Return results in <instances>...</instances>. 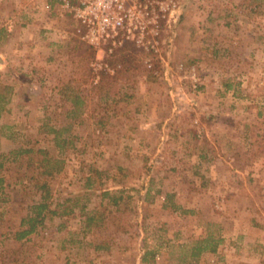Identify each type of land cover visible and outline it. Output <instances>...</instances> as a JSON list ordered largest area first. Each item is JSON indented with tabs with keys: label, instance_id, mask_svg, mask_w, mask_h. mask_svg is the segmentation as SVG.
<instances>
[{
	"label": "rangeland",
	"instance_id": "obj_1",
	"mask_svg": "<svg viewBox=\"0 0 264 264\" xmlns=\"http://www.w3.org/2000/svg\"><path fill=\"white\" fill-rule=\"evenodd\" d=\"M14 2L16 17L0 19V91L12 87L0 118V264H264V0H184L172 45L125 51L139 60L117 79L119 68L93 67L96 52L71 16L47 0ZM76 92L83 114L66 132L75 146L60 151L48 130L73 121L67 96ZM23 146L47 149L64 169L40 173L14 151ZM43 182L50 208L75 212L16 240ZM104 188L124 189L126 229L85 227L80 208L108 206ZM167 192L178 210L163 207ZM209 222L223 241L194 258ZM145 249L156 251L151 262L141 260Z\"/></svg>",
	"mask_w": 264,
	"mask_h": 264
},
{
	"label": "built area",
	"instance_id": "obj_2",
	"mask_svg": "<svg viewBox=\"0 0 264 264\" xmlns=\"http://www.w3.org/2000/svg\"><path fill=\"white\" fill-rule=\"evenodd\" d=\"M49 1L58 16L74 19L76 35L95 50L93 67L112 74L121 67L113 59L124 51L158 54L170 47L184 5V0Z\"/></svg>",
	"mask_w": 264,
	"mask_h": 264
},
{
	"label": "trees",
	"instance_id": "obj_3",
	"mask_svg": "<svg viewBox=\"0 0 264 264\" xmlns=\"http://www.w3.org/2000/svg\"><path fill=\"white\" fill-rule=\"evenodd\" d=\"M4 30H0V36ZM86 50H92V56L94 57V49L90 46L86 45ZM137 52H141L136 49H132ZM134 53V54H135ZM133 53L123 52L120 54L119 58L113 61L114 64L121 63V68L118 69L117 73L111 76L113 79H117L120 75V72L128 71L132 69L135 63L138 62L139 58H137ZM108 77V76H105ZM104 77V78H105ZM232 84H228L227 88L229 89ZM67 88H69L67 86ZM4 91H0V118L4 115L5 112L9 110L7 104L11 100L12 94V87L11 86H4ZM70 97L71 101V108L67 112V115L73 120L69 126L64 128H58L51 126L48 132L53 133V141L55 146L60 150H65L68 147L75 146L74 136L69 133L71 127L73 126L74 122L82 117L83 114V105L85 104V99L78 94L77 92L74 95L67 96ZM9 130H12V126H5ZM14 132L11 134H5L7 137L12 138L14 137ZM16 151L17 154H27L28 159L31 162H36L37 167L41 168V172L44 175H54L55 173L61 172L65 167V160L60 158L56 155H50L49 151L45 148H34V147H20ZM4 166V162L0 160V168ZM96 174L98 177L102 176V172L96 170ZM5 177L0 174V190L4 189ZM95 182V178L89 176L87 178V186L93 187ZM38 187L43 190V195L40 201L33 204L30 208L31 211L26 214L21 219L19 228L14 233V238L16 240H30V235L37 233L39 226L42 225L45 219L48 216L53 215H64L70 214L75 212L74 206L70 208H66L62 212L58 210V208H50V205L46 201L48 197H50V189L47 182H43L42 184H38ZM124 189L118 190L121 194H117V192L113 193L111 189L104 188L101 191V197L103 199L108 198L109 203L102 210H86V205H82L80 208L81 213L85 215L84 223L85 227L90 230L94 226L105 225L106 227H115L119 230L126 229L123 225L122 220V213L125 212V209L122 208L124 195L122 194ZM176 193L175 192H167L165 195V202L163 207L166 209H172L174 211L178 210L180 206L176 203L175 200ZM70 200V198L68 199ZM79 201V199H77ZM78 204V202H76ZM57 207L60 206L59 203L56 205ZM183 213H192L193 210L191 209H182ZM214 228H219L217 223H208V232L205 236L198 238L195 241V245L192 247L191 256L194 258H198L203 252H212L215 253L218 250L220 243L223 241L222 237L216 236ZM156 251L152 249H145L142 253L141 260L143 262H151V259L154 258Z\"/></svg>",
	"mask_w": 264,
	"mask_h": 264
},
{
	"label": "crops",
	"instance_id": "obj_4",
	"mask_svg": "<svg viewBox=\"0 0 264 264\" xmlns=\"http://www.w3.org/2000/svg\"><path fill=\"white\" fill-rule=\"evenodd\" d=\"M15 0H13V6L9 9H7L6 5L4 4L3 0H0V19L2 18H6V19H10V18H15L16 14L19 11V8H17V5L14 2ZM50 2L49 0H47L46 3ZM51 3V2H50ZM12 22L8 23V28L7 31H12ZM50 27V26H48ZM4 28L2 26H0V30H3Z\"/></svg>",
	"mask_w": 264,
	"mask_h": 264
},
{
	"label": "water",
	"instance_id": "obj_5",
	"mask_svg": "<svg viewBox=\"0 0 264 264\" xmlns=\"http://www.w3.org/2000/svg\"><path fill=\"white\" fill-rule=\"evenodd\" d=\"M3 62V60L2 59H0V63H2Z\"/></svg>",
	"mask_w": 264,
	"mask_h": 264
}]
</instances>
